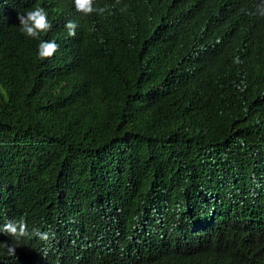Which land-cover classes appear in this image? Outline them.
<instances>
[{
    "label": "trees",
    "instance_id": "1",
    "mask_svg": "<svg viewBox=\"0 0 264 264\" xmlns=\"http://www.w3.org/2000/svg\"><path fill=\"white\" fill-rule=\"evenodd\" d=\"M260 2L0 0V264H264Z\"/></svg>",
    "mask_w": 264,
    "mask_h": 264
},
{
    "label": "clouds",
    "instance_id": "2",
    "mask_svg": "<svg viewBox=\"0 0 264 264\" xmlns=\"http://www.w3.org/2000/svg\"><path fill=\"white\" fill-rule=\"evenodd\" d=\"M110 0H74L75 7L78 12H82L85 15H90L93 12L103 14L107 9L102 7L105 6ZM101 5H100V3ZM99 3V5H98ZM99 7V8H97ZM101 7V8H100ZM259 16H264V0H261L256 6V13ZM21 31L28 37L33 39H39L41 33H47L52 29V24L48 19V12L45 8L36 6L33 9L27 10L26 12L19 13L17 16ZM67 34L70 37L77 35L78 24L75 21H68L65 25ZM60 45L55 40H41L38 45V56L40 59L51 58L58 51ZM0 232L6 233L11 237L17 239L32 235L39 238V240L48 242L50 239V233L47 231H40L34 229L30 234L28 231V225L24 219L14 220L10 219L7 222L0 224ZM16 244L12 242L7 244V253L9 255H16ZM207 249V245L202 241L198 235H195L191 240V243L187 249L189 253H200L202 249ZM188 259H185V262ZM189 261V260H188ZM184 262V264H185ZM211 263V255L207 260L206 264Z\"/></svg>",
    "mask_w": 264,
    "mask_h": 264
}]
</instances>
